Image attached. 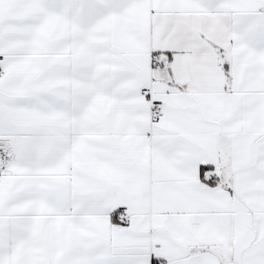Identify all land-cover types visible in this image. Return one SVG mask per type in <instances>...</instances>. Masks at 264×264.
I'll use <instances>...</instances> for the list:
<instances>
[{"label": "snow or ice", "instance_id": "obj_1", "mask_svg": "<svg viewBox=\"0 0 264 264\" xmlns=\"http://www.w3.org/2000/svg\"><path fill=\"white\" fill-rule=\"evenodd\" d=\"M0 264H264V0H0Z\"/></svg>", "mask_w": 264, "mask_h": 264}]
</instances>
